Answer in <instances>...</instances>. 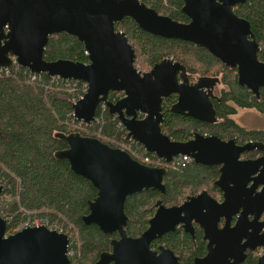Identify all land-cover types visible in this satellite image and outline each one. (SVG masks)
Here are the masks:
<instances>
[{"label":"water","instance_id":"1","mask_svg":"<svg viewBox=\"0 0 264 264\" xmlns=\"http://www.w3.org/2000/svg\"><path fill=\"white\" fill-rule=\"evenodd\" d=\"M188 22L159 14L141 0H0V67L16 64L33 73L71 78L87 83V91L72 104L73 115L90 123L104 102L127 129L126 139L140 142L166 162L188 154L203 165H219L214 185L222 200L207 190L188 195L180 204L155 202L147 228L138 236L128 235L126 197L153 189L165 193L166 167H153L134 159L119 147L78 131L56 132L66 147L54 152L70 170L88 179L96 195L88 200L86 224H96L104 233H116L110 250L100 252L92 264H180L174 252L151 242L174 231L177 225L194 235V224L204 231L208 251L194 264H241L245 250H261L257 264H264V155L242 158L244 152H264V143L235 138L220 139L199 132L187 141H175L161 132V102L176 95L172 112L212 123L217 120L211 97L218 77L199 76L190 82L186 67L171 57L156 62L148 71L135 65V50L115 23L131 17L141 29L206 48L225 67L235 68L237 81L256 97L264 87V61L250 22L233 8L246 0H182ZM75 36L88 51L87 61L58 58L47 60L44 49L55 33ZM110 91H120L115 102ZM143 118H137L138 113ZM4 185L0 184V193ZM236 217L234 225L232 219ZM223 220L222 226L219 222ZM7 220L0 214V264H71L69 236L44 225L25 227L8 234ZM244 239V242L241 241Z\"/></svg>","mask_w":264,"mask_h":264},{"label":"trees","instance_id":"2","mask_svg":"<svg viewBox=\"0 0 264 264\" xmlns=\"http://www.w3.org/2000/svg\"><path fill=\"white\" fill-rule=\"evenodd\" d=\"M141 1L173 20L189 21L180 9L182 0ZM233 10L250 22L260 45L258 58L264 61V0H246L236 4ZM115 26L127 35L134 47L135 57L140 55L141 63H145L146 67L150 68L163 58L171 57L181 62L191 76H212L220 80L216 84L221 100L215 102V122H201L188 116L171 114L168 107L175 100V96L171 95L161 102L162 133L175 141H187L192 132L197 131L220 139L235 138L240 144L249 140L264 143V129H247L230 117L237 108H253L264 114V87L260 88V96L256 97L238 83L235 68L225 67L206 48L149 33L129 16L116 22ZM84 51L83 44L75 36L60 32L49 37L44 58L86 62L88 58ZM42 76V82L30 83L22 67L13 69L8 76L4 71L0 72V179L6 185L3 195L9 198L0 206V213L8 222L9 232L19 220L28 216L27 213L34 215L33 211L37 212L36 216L47 218L52 223L63 224L64 228H69L78 236L77 241L70 243V249L74 250L70 256L71 264H92L101 251L110 248V238L117 237V234L104 233L96 224H86L82 220V216L89 211L88 200L96 195L97 190L88 179L70 170L66 160L55 158L54 152L66 147L63 140L55 137V133L79 131L83 135L96 136L111 146H118L120 142L129 143L125 139L128 131L116 114H110L107 105L99 122L83 123L77 127L79 121L72 115V103L78 96L80 85L73 89L56 87L50 83L47 75ZM122 95L120 91H110L108 99L115 102ZM254 153L244 152L243 157H255ZM180 168H167L163 179L165 193L148 189L126 197L128 235L137 236L146 229L157 199H161L165 205L177 204L185 195L204 189L211 195H221L214 185L219 176L218 166L191 161ZM162 241L169 247H177L180 252L189 253L188 257L204 250L198 238L197 248L192 251L190 237L179 231L165 234ZM183 257L184 264H190V257ZM257 258L258 255L249 253L243 264H256Z\"/></svg>","mask_w":264,"mask_h":264},{"label":"built area","instance_id":"3","mask_svg":"<svg viewBox=\"0 0 264 264\" xmlns=\"http://www.w3.org/2000/svg\"><path fill=\"white\" fill-rule=\"evenodd\" d=\"M84 54L87 55L88 51L85 50ZM18 67H20V66L17 64H14L12 66V68H1L0 67V72L4 71L5 75L8 76L13 69L15 70ZM24 72L27 74L28 78H30V83H35L36 81L42 82L41 81L43 79L42 74L32 73L26 68H24ZM50 83L56 87L68 85L71 87V89H73L72 87L77 88L80 85V90L78 92V96L73 100L74 102L78 98L82 97L83 93L87 90L86 83H79L78 81H73L70 79H62V78H59L58 76L50 77ZM105 108H107L105 103H101L99 105L97 112H96V116L93 119V122L94 121L99 122L101 120L102 112ZM119 124H122V123L119 122ZM81 125H82V122H79L77 124V127H81ZM117 145L121 148L127 149L133 157L140 160L141 162H143L145 164L153 165V166L169 165L172 168L181 169L180 167L184 166L185 164H188L191 161L190 156L182 154V155H177L176 157H174L172 159L170 164H167V163H165L163 158L156 156V155L152 154L151 152H148L146 149L138 150L139 148L137 147V145H135L134 140H129V143L120 142ZM0 183H2L4 185V187H6L5 182H2L1 179H0ZM0 198H1V196H0ZM41 225H45L50 230L63 232L62 229L59 228V226H60L59 224L52 223L47 218H44L41 216H33V215H29V214L25 219L21 220L15 226H13L11 232H15V231L20 230V229L25 228V227H33V226H41ZM65 233L68 234V232H65ZM70 243H71V241H69L68 255H72L74 252V250L71 251V249H70Z\"/></svg>","mask_w":264,"mask_h":264},{"label":"flooded vegetation","instance_id":"4","mask_svg":"<svg viewBox=\"0 0 264 264\" xmlns=\"http://www.w3.org/2000/svg\"><path fill=\"white\" fill-rule=\"evenodd\" d=\"M151 68V67H150ZM187 74H188V76H189V80H190V82L191 83H193L194 81H195V78L196 77H194V76H191L188 72H187ZM173 96V95H172ZM175 96V100H176V95H174ZM170 97V96H169ZM165 98H168V97H164L163 99H165ZM163 99H162V101H163ZM175 100L173 101V102H171L170 103V105H169V107H168V111L171 113V114H175V112H172L171 110H170V107H171V105L175 102ZM211 100H212V102H213V106H214V108H215V102H219L220 100H221V96L217 93V90H216V85L214 86V89H213V96L211 97ZM161 111H162V107H161ZM176 114H178V113H176ZM180 115H182V114H180ZM184 116H186V115H184ZM137 117L139 118V119H141V118H143V114L142 113H138V115H137ZM188 117H190V116H188ZM191 119L193 120V119H195V118H192L191 117ZM195 120H197V119H195ZM198 121H200V120H198ZM201 122H204V121H201ZM195 132H197V131H195ZM194 131L192 132V134L193 133H195ZM137 147L139 148L138 150H142V149H145L143 146H142V144H140L139 142H138V145H137ZM254 152H256V153H254L255 155V157H251V158H253V159H255V158H257V157H259V156H261V155H264V152L263 151H257V150H253ZM250 152H252V151H250ZM154 155H156V154H154ZM157 156V155H156ZM242 158H249V157H243V155H242ZM216 166H218L219 167V165H216ZM219 169V168H218ZM164 179V178H163ZM157 191V190H156ZM158 192H160V191H158ZM200 192V191H199ZM162 193V192H161ZM198 193V192H197ZM197 193H195V194H197ZM194 193L193 194H190V195H195ZM186 196H188V195H185V197ZM212 197H214V198H216V196H218L219 198H216L218 201H221L222 200V192H221V195H218V194H215V195H211ZM184 197V198H185ZM183 198V199H184ZM183 199L181 200V201H183ZM158 200V199H157ZM156 200V201H157ZM155 201V202H156ZM181 201L179 202V203H177V204H180L181 203ZM173 205V204H172ZM155 209H156V207H155V203H154V209H153V211H155ZM264 218V213H263V215L260 217V220H262ZM235 220H236V217H234L233 218V220L231 221V225H234V223H235ZM223 223H224V221L223 220H221L220 222H219V226H222L223 225ZM175 231H179V233L181 234V233H185V234H187L189 237H190V241H191V244H192V248L194 249V250H192V251H195L196 250V248H197V239L199 238V241L201 242V244H203V246H204V250L202 251V249L200 250V252L199 253H193L192 255H191V257H190V260H191V262H190V264H194V260H195V258H198V257H203V256H205L206 255V253H207V251H208V247H207V240H204L203 239V234H204V231H203V229L198 225V224H194V235H195V238H194V236L192 235V234H190L189 232H186L183 228H182V226L179 224V225H177V227H176V229L174 230V231H170V232H175ZM170 232H166V233H164V234H162L160 237H157V238H155L152 242H151V248L152 249H154V250H158V247L159 246H163V247H165V248H169V249H171L173 252H174V254L178 257V260H179V262H180V264H184V257H183V255H187V257H188V255H189V253L188 254H185L184 252H180L179 251V249H177V247H175V246H172V247H169L165 242H163L162 240H163V237L165 236V234H167V233H170ZM138 236V235H137ZM113 237H115V236H113ZM112 238V237H111ZM110 238V239H111ZM244 242V239L241 241V243H243ZM111 249V245H110V248L108 249V250H110ZM245 253L247 254V256H248V254L249 253H252V254H254V255H259V253H261V250L259 249V250H251V249H249V248H247L246 250H245ZM246 256V257H247ZM189 257H188V259H189ZM245 260H246V258H244V260L241 262V264H243L244 262H245ZM112 263V262H111ZM257 264V263H256Z\"/></svg>","mask_w":264,"mask_h":264},{"label":"rangeland","instance_id":"5","mask_svg":"<svg viewBox=\"0 0 264 264\" xmlns=\"http://www.w3.org/2000/svg\"><path fill=\"white\" fill-rule=\"evenodd\" d=\"M163 14V13H162ZM164 15V14H163ZM137 59L136 62H134L135 67L140 70V71H148L150 68L146 67L145 63H141V57L140 55L138 56V58L135 57V60ZM197 78V76H194ZM195 78V79H196ZM236 123H238L239 125L247 128V129H264V114L258 112L257 110L253 109V108H237V111L235 114L230 116ZM138 118V117H137ZM104 139H109L108 137H103ZM111 140V139H110ZM104 141V140H103ZM106 142V141H105ZM108 143V142H107ZM135 145H138V142L135 141ZM210 193V192H209ZM211 194V193H210ZM215 195V194H214ZM216 198H219L218 196H216ZM9 198H7V195H3L0 198V206L4 205L6 203V201H8ZM181 200V198H180ZM180 202V201H179ZM178 202V203H179ZM37 213V212H35ZM33 211V216H36ZM29 215H31L30 213H27ZM233 220V219H232ZM21 220H19L20 222ZM59 228L62 229V231L64 232H68L69 235V239L71 241V243L73 242V240H78V236L77 233L74 231L69 230V228H64L63 224H59ZM70 228H73L72 225H69ZM79 243V241H78ZM71 251H73V249H71ZM74 254V252H73ZM72 254V255H73ZM71 255H69L70 257Z\"/></svg>","mask_w":264,"mask_h":264},{"label":"bare ground","instance_id":"6","mask_svg":"<svg viewBox=\"0 0 264 264\" xmlns=\"http://www.w3.org/2000/svg\"><path fill=\"white\" fill-rule=\"evenodd\" d=\"M163 120V119H162ZM162 122V121H161ZM161 122H160V124H161ZM138 142V141H137ZM140 143V142H139ZM141 144V143H140ZM143 146V145H142ZM144 147V146H143ZM145 148V147H144ZM152 153H154V152H152Z\"/></svg>","mask_w":264,"mask_h":264}]
</instances>
